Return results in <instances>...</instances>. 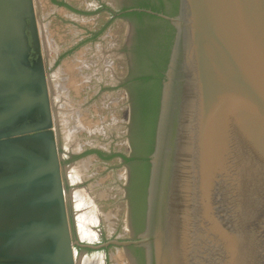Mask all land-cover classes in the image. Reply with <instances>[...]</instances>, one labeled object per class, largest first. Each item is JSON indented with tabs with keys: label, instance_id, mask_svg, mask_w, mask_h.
Here are the masks:
<instances>
[{
	"label": "water",
	"instance_id": "95a60500",
	"mask_svg": "<svg viewBox=\"0 0 264 264\" xmlns=\"http://www.w3.org/2000/svg\"><path fill=\"white\" fill-rule=\"evenodd\" d=\"M145 264H264V0H177ZM34 0H0V264H76Z\"/></svg>",
	"mask_w": 264,
	"mask_h": 264
},
{
	"label": "rangeland",
	"instance_id": "374dc122",
	"mask_svg": "<svg viewBox=\"0 0 264 264\" xmlns=\"http://www.w3.org/2000/svg\"><path fill=\"white\" fill-rule=\"evenodd\" d=\"M56 1L76 10L52 0H34L54 128L66 190L71 195L86 187L96 207V211L84 217L82 207L74 204L71 214L77 208L76 212L83 214L79 218L84 227L88 228L91 221L89 230L102 233L100 242L93 243L96 234L84 237L97 245L113 240L116 234L122 238L129 234L122 190L124 166L116 157L101 161L96 154L87 152L128 150V97L122 83L127 67L122 46L128 24L122 17L113 18L107 8L117 10L121 0ZM92 259L97 261L93 263ZM75 262L129 264V259L123 247L107 244L104 249L75 248Z\"/></svg>",
	"mask_w": 264,
	"mask_h": 264
},
{
	"label": "flooded vegetation",
	"instance_id": "af4514ba",
	"mask_svg": "<svg viewBox=\"0 0 264 264\" xmlns=\"http://www.w3.org/2000/svg\"><path fill=\"white\" fill-rule=\"evenodd\" d=\"M138 4L141 6H136ZM142 4H144V6ZM153 6L158 7L159 10L158 11L151 10V7ZM68 8L72 9L70 7ZM107 8H108L110 15L113 18L122 17L127 21V24H128L126 35L124 38L125 40L122 46L123 47L122 51L125 55L126 63H127L126 76L123 78L122 83L124 84L123 86L126 89V93L128 97L127 99L128 121H127V126H126L127 128L126 142L128 145V150L127 152H125L124 150L118 151V152L109 151L107 153L101 152L102 155L111 154V156L108 158L100 155L99 154L100 151L95 150V149L89 150L87 152L96 154V156H98V159H100L101 161H110L112 160V158L116 157L119 159L120 163L124 166L125 177H124V182L122 184V190H123V198L126 204V218L128 221L129 234L127 236H124V238L116 234L114 235L115 237L113 238L118 239V240L131 241L129 244L125 246L118 245L124 248V252L127 258L129 259V264H145V256H144L143 248L133 243L132 241L138 238V235L143 231L144 225H145V203H146V176H145L146 168L145 166H146V160L144 158L147 156V149H148L149 142H148L147 136L143 134V126L141 127L139 125L137 110H134V105L132 101L131 89L127 87L126 83L129 81L128 82L129 84L131 82L132 77L138 76V74L140 73V72L138 73L137 71V61H136V54H135L134 46L138 38L137 28L145 24V22L147 21V17L143 16L141 18H138L134 15L127 16L124 14L125 12L137 10V11H144L147 13H152L157 16H160L159 15L160 13L169 15V13H171V11L173 10V0H121L120 6L117 8V10L113 8H109V7ZM124 157H128L130 159L126 160ZM65 182L66 181H64V184ZM65 188H66V184H65ZM66 193H67V208H68V214H69L73 236L82 244H90L92 242L84 237H81L79 234L80 232L78 231L79 228L77 229L76 227V217H77V220H81L82 222L83 220L79 219V217L83 216V214L81 215L78 214L76 212L75 207L73 208L75 210L74 215H73V212L71 214V210H72L74 203L76 205L79 204L82 207L83 212H84V217L85 215L92 214L93 211H96L95 205L93 204L92 200H90L88 196L89 191H87L86 187H83V188L81 187L78 190L73 191L72 192L73 195L71 194L72 196L70 195V192L68 190H66ZM74 194L76 195L74 196ZM70 196L73 199H70ZM76 196H78L79 198ZM77 199L78 201L76 202ZM88 223H91V221H89ZM88 223L87 225H89ZM78 224H81V223H78ZM77 231H78V235H77ZM101 234L102 233H100V231L97 232V235L94 234L96 238L94 239L93 243L100 242ZM75 248H80L83 251L93 249V248H89V247L81 246V245H75ZM103 249H104V246H103Z\"/></svg>",
	"mask_w": 264,
	"mask_h": 264
},
{
	"label": "trees",
	"instance_id": "16d2710c",
	"mask_svg": "<svg viewBox=\"0 0 264 264\" xmlns=\"http://www.w3.org/2000/svg\"><path fill=\"white\" fill-rule=\"evenodd\" d=\"M52 1H55L59 5L70 7L62 1ZM142 5L144 6V4ZM136 6L141 5L138 4ZM151 10L158 11L159 8L153 6L151 7ZM176 12L177 0H173V10L171 13H169V15L172 16L176 14ZM124 15H134L138 18L143 16L147 17L145 24L137 28L138 38L134 46L137 61V71L140 73L138 76H133L129 84V81L126 83L127 87L131 89L134 110H137L139 125L141 127L143 126V134L147 136L149 142L147 156L144 158L146 160L145 176L147 185L149 171L148 155L153 149L161 81L168 61L174 32L173 27L167 19L155 14L132 10L125 12ZM98 32L94 33L90 39H94ZM99 154L102 155L101 152ZM102 156L108 158L111 156V154ZM124 158L126 160L130 159L128 157Z\"/></svg>",
	"mask_w": 264,
	"mask_h": 264
},
{
	"label": "bare ground",
	"instance_id": "6f19581e",
	"mask_svg": "<svg viewBox=\"0 0 264 264\" xmlns=\"http://www.w3.org/2000/svg\"><path fill=\"white\" fill-rule=\"evenodd\" d=\"M74 180V179H73ZM74 189V188H73ZM72 195H73V193H72ZM76 194H74V196H75ZM78 195V194H77ZM71 197V196H70ZM76 197H78V196H76ZM81 197V196H80ZM79 198V197H78ZM82 198V197H81ZM76 199V198H75ZM82 200V199H81ZM81 200H79V201H81ZM75 201V200H74ZM78 201V199L76 200V202ZM75 204V203H74ZM81 204V203H80ZM78 205V204H77ZM74 206H76V205H74ZM83 206V205H82ZM77 209V208H76ZM81 209V208H80ZM81 210H83V209H81ZM77 211V210H76ZM80 211V210H79ZM94 212V211H93ZM77 213H79L80 215H81V213L82 212H77ZM76 214V213H75ZM77 215V214H76ZM93 216V215H92ZM82 217V216H81ZM94 217H96V216H94ZM76 219H77V217H76ZM80 219V218H79ZM78 221V220H77ZM79 221H81V220H79ZM78 221V222H79ZM79 223H81V222H79ZM78 224V223H77ZM76 224V225H77ZM91 224V223H90ZM93 224V223H92ZM79 226V227H78ZM89 226V225H88ZM92 226V225H91ZM76 227H78L79 228V234H80V236L81 237H90V236H92V235H94L92 232L93 231H91L92 229L91 228H86V227H84V225L81 223V224H79V225H77ZM89 229H91V230H89ZM94 230V229H93ZM96 234V233H95ZM97 235V234H96ZM91 238V237H90ZM113 255V254H112ZM83 256V255H82ZM84 256H86V255H84ZM86 258H88V257H86ZM98 258V257H97ZM96 258V259H97ZM103 257H101V259H102ZM90 259V258H89ZM88 260V259H87ZM93 260V259H92ZM95 260V259H94ZM92 261L93 263L94 262H96L97 260H95V261ZM83 261V260H82ZM91 261V260H90ZM100 262V261H99ZM98 263V262H97ZM97 263H95V264H97ZM103 263V262H102ZM92 264V263H91Z\"/></svg>",
	"mask_w": 264,
	"mask_h": 264
}]
</instances>
